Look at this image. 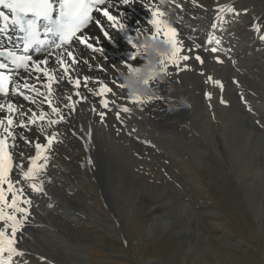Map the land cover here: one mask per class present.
<instances>
[{
	"label": "bare ground",
	"instance_id": "bare-ground-1",
	"mask_svg": "<svg viewBox=\"0 0 264 264\" xmlns=\"http://www.w3.org/2000/svg\"><path fill=\"white\" fill-rule=\"evenodd\" d=\"M238 1L215 0L213 6L207 8L203 4L205 1L202 0H196L195 5L193 4V0H130L128 4H122L120 0H111L112 7L109 11L117 16L120 23L125 25V29L120 31L118 28H111V22L99 12L98 17L94 20L95 22L80 35H87L90 38L89 42L101 48L102 52L95 53L85 45L73 42L70 50L81 61H87V64L80 62L73 66L77 69V72H72L70 69L71 76L81 79V87L76 89L66 82H60L54 85L53 87L56 89V99L53 102L54 106L58 105L60 107L66 119L63 123L52 126H48L45 120L37 121V124L43 126L46 132L57 134L56 141L50 149L51 151L46 153L49 157L46 169L40 173L37 181L43 184L44 191L39 193L33 192L28 187V184L21 180L19 175L12 173L14 180H21V183L17 187H24L25 195L32 200L30 215L22 229V236L18 244V247L25 251V256L15 257L16 264H23L24 261H27L28 264H88L86 257L79 255L75 248L71 246L70 239L62 231L63 226L59 224L61 212H66V216L69 217L72 214H78L85 218L84 214L76 210L70 200L66 198V190L55 181V176L57 177V173L65 165L64 163L62 165L61 158L60 160L56 158L57 155H60V152L54 149V146L57 147L62 140L67 141L68 145L72 144L74 146L73 148L75 149L73 152H81L82 150L83 153L80 159H82L81 166L85 172L84 176L89 179L91 178L97 184L100 188L102 198L104 200L106 199L108 204L112 200V196L110 194L109 183L111 177L106 175L107 168L113 167V162L115 161L117 163V161L119 162L121 160L122 162L125 160V156L122 160V156L117 154L116 151L118 143H121L119 139H124L129 144H136V140H147L145 134L147 135L152 131L153 134H150L156 139L166 136L173 143L182 142L180 137L177 136V131L180 125L188 124L193 129H203L204 135L208 139L212 138L213 142L216 141L215 134L219 131L222 138H224L223 140L228 141L229 146L235 149L232 156L234 161L236 157L242 155L243 160H253L254 158L250 156L249 152L253 153L258 149L264 152V116L252 104V96L257 100L262 99L263 96L258 92L260 87L255 85L254 87L258 89H252L250 85L252 83L249 84L248 80L250 75L259 77L264 74V47H257L259 41H254L252 37H249L252 26L250 27L249 25V28H247L245 26L246 23L240 24L237 22L231 23V26L223 25L222 22L224 20L232 18L227 15L228 13L223 14V21L215 19L219 6H235ZM146 4L157 5L166 12L164 19L177 29L179 34L178 38L183 40L185 50L193 47L195 42L209 48L218 47L222 51L213 54L199 49L188 53L193 58L189 61L181 62V64L189 65L190 70L177 72L174 67L170 66L169 71L172 72V75H167L164 81L157 80L154 84L150 82V86L158 88L159 95L157 97L161 99L154 98L152 102L140 106L129 102L130 98L127 96L126 91L119 89L112 82L116 81L117 84L120 83L117 72L119 67H125L127 64L138 67L144 63V58L141 56H137L135 60L131 59V53L135 49L132 48L128 38H133V43L139 45L140 41L137 39L138 31L140 35L144 32L145 28L150 30L148 32L149 35L151 31H154L148 24L151 19V12L145 7ZM102 7H106V5ZM209 12L211 13L209 14ZM210 15L211 17L209 18ZM259 19L260 16L256 17L254 22ZM96 21H99V24ZM213 23H217L219 27L213 29L211 27ZM260 23L262 22L260 21ZM101 27L109 32L110 38L104 37ZM209 33L217 39H220L221 44L215 45L213 42L211 45H208L207 39ZM189 37L192 39H189ZM157 39L165 40L163 35L157 36ZM48 51L56 53L59 50L51 48L36 57V59H43ZM197 53L204 59L205 63L203 65L195 61L194 55ZM217 55L223 60V63H217L214 58ZM52 60H54V56L50 60V66ZM100 68L102 70H98ZM20 74L26 79L29 78L24 71ZM208 76H211L213 80H220L224 85L223 91L218 86L206 82ZM84 77L90 78L88 87L93 88L94 91L99 88V84L93 83L92 81L101 79L108 83L110 87H113L116 95L113 96L109 93L107 94V99L110 102L114 100L115 104L110 103L112 111L108 112L105 117L111 120V129L104 126L97 112L92 110L93 107L100 108L98 102L101 97L94 96L87 91L83 86ZM16 79L19 80L20 77L18 76ZM34 80L35 78L31 83ZM37 84L41 85V92L46 91L42 83L36 81ZM263 89L260 91L264 92ZM77 91L83 93L87 99L85 100L77 96ZM206 93H211V100L206 98ZM242 95L243 99H241ZM69 96H71V99H68ZM221 97L226 101L225 104L219 102ZM181 98L187 104H190V107L183 106L180 103ZM10 99L13 103H17L23 97L11 96ZM41 99L43 97L37 98L36 105L27 101H24L22 105L25 110L32 108L33 111L38 112L40 109H38L37 105ZM58 101L61 105H59ZM76 101H79V103H75ZM0 102H4V97L0 98ZM73 103H75V111H71L67 107V105ZM116 104L127 106L130 109L129 113H120V120L116 119ZM173 106L178 110L170 111L169 109ZM249 107L252 109L251 112L248 110ZM42 110L51 113V108L47 104L42 106ZM229 111L232 112L229 114ZM132 113L136 114L138 118L133 117ZM51 118L57 119L54 114L51 115ZM46 119L48 120V117ZM237 125H239L238 128H236ZM32 127L35 129V133L28 130ZM233 128H236L237 131L230 132ZM28 129H18V131L24 132L29 140L33 141V144L41 141L42 143L46 142L44 139L47 134L44 131L45 138H43L37 125H30ZM113 129H118V133L121 135L114 134ZM25 130H27V133H25ZM87 133H91L90 139L87 137ZM238 134L239 136H237ZM127 135L128 138L129 135L132 136L134 142L130 140L131 138L128 139ZM69 139H75L77 141V147L73 144V140L71 141ZM16 144L17 162L14 160V165L16 163H23L26 170L28 167L27 160L22 159L19 154L32 151L29 153V156H33L34 149L33 147L29 148L24 141L19 139V136H17ZM68 145L66 147H69ZM64 146V144L60 146V149L66 152L67 148ZM216 146L217 148L219 147V145ZM123 148L128 150L129 146H124L120 149ZM108 149L115 150L110 153ZM18 151H20L19 154ZM89 160H91V163L88 162ZM17 171L15 169V172ZM49 171H51L50 174L48 173ZM246 171L245 167L240 168L239 175H242ZM253 172L258 174L255 179L258 181L254 183L253 180L247 179L245 186L249 190L250 201L254 206L253 212L260 215L263 213L264 203V170L255 167ZM59 177L64 176L60 174ZM69 182H71L67 185L69 189L70 186L77 185V183L71 180ZM59 202L64 203L66 210L61 209V211H56L57 206L61 205ZM180 205L182 214L189 215L188 204L180 202ZM167 224L164 219L160 218L154 220L153 228L159 230ZM190 230L191 228L186 226L185 234L189 235ZM18 235L20 234L18 233ZM33 257L36 258L35 261H33ZM41 257H44L45 260H41ZM61 257L67 260H63L60 263Z\"/></svg>",
	"mask_w": 264,
	"mask_h": 264
},
{
	"label": "rangeland",
	"instance_id": "rangeland-1",
	"mask_svg": "<svg viewBox=\"0 0 264 264\" xmlns=\"http://www.w3.org/2000/svg\"><path fill=\"white\" fill-rule=\"evenodd\" d=\"M202 1L205 7L211 8L215 0ZM234 7L235 11L246 10L242 21L236 22L246 23L247 28L253 26L258 16L262 15L264 21V0H239ZM259 46L262 45L259 43ZM263 76L250 75L252 89L264 88ZM34 78H28V82ZM36 87L40 89L41 85ZM260 90L263 98L257 100L252 96V104L264 116V92ZM25 92L35 96L34 92ZM110 122L107 118L103 125L111 129ZM236 128L230 132L237 131ZM18 129L14 131L20 133ZM31 129L28 130L35 133V129ZM113 131L119 134L118 129ZM150 133L153 134L152 131L145 134L147 140H136V144L119 139L121 143L116 151L122 160L125 156V160L115 161L113 167L107 168L106 175L111 177L109 204L102 198L97 184L84 176L82 150L73 152L74 146L65 140L54 146L60 152L56 158H61L62 165L65 164L55 181L66 190V198L74 208L85 216L72 214L69 217L66 212L60 213L59 224L77 253L84 255L88 264H264V203L263 213L255 214L245 186L247 179L258 181L255 180L258 174L253 170L255 167L264 170V152L258 149L249 152L253 160H243L242 155L234 161L235 149L223 140L219 131L213 142L204 135L203 129H193L188 124L180 125L177 131L182 142L173 143L166 136L156 139ZM41 135L45 138V134ZM129 138L134 142L132 136ZM69 140L76 145L75 139ZM63 144L69 146L66 152L60 149ZM27 146L34 149L32 145ZM124 146L130 149H120ZM10 150L14 151L17 162V150ZM113 150L108 149V152ZM33 151L35 153V149ZM29 153L25 152L24 156L28 157ZM244 167L247 171L239 175V169ZM60 174L64 177H59ZM69 180L77 185L69 189ZM179 201L188 204L189 215L182 214ZM59 203L56 211L65 209L64 203ZM160 218L168 224L156 230L154 220ZM186 226L191 228L190 237L185 234ZM63 260L67 259L61 257L60 263Z\"/></svg>",
	"mask_w": 264,
	"mask_h": 264
},
{
	"label": "snow or ice",
	"instance_id": "snow-or-ice-1",
	"mask_svg": "<svg viewBox=\"0 0 264 264\" xmlns=\"http://www.w3.org/2000/svg\"><path fill=\"white\" fill-rule=\"evenodd\" d=\"M130 0H120L122 4H128ZM193 4H196V0H193ZM106 5V7H99ZM0 7L8 10V13L0 11V32L6 33L10 27L17 29L20 33H23L19 37L21 43L13 45L11 49L5 48L0 51V57H3L5 62H0V95L4 97V102H0V264H16L15 257H24L25 251L18 247L22 236V229L28 220L30 215V208L32 200L25 195L24 187H17L21 183V180L28 184L33 192H43V184L38 183V177L42 171L46 169L49 157L46 155L48 150L51 149L53 143L56 141L57 134L52 133L46 136L47 143L35 142L29 140L24 132L16 133L15 128L28 129L30 125H37L38 130L43 133L44 127L37 124V121H44L48 117L47 124L52 126L60 123L66 119L58 105L54 106V99H56V89L54 85L60 82H66L72 85L74 88L79 89L81 87V79L75 78L70 75V69L72 72H77V69L73 66L82 62L87 64V61H81L78 56H75L70 48L73 45V41L79 44L85 45L88 49L95 53H101L102 49L94 46L89 42L87 35H80L83 29L87 28L90 22L93 21V11L102 13L104 17L111 22L110 27L113 29L118 28L120 31L125 29V25L120 23L117 16L112 14L109 9L112 7L111 0H0ZM151 12V19L148 24L151 26L150 35L153 38H157L159 35H163L165 41L171 46V53L161 59L160 64L162 71L167 75H172L169 71V67H174L177 72L190 70V66L187 64H181V62L189 61L193 57L188 53H192L195 50L203 49L205 52H211L213 54L222 51L218 47L202 46L199 43H195L193 47L185 50L183 40L178 38V31L175 27L171 26L168 21L164 19L166 12L160 7L154 4H146ZM218 21L224 20V13H236L232 5H221L217 9ZM99 24V21H96ZM213 29L218 28L217 23L211 25ZM253 30L259 34V39L264 40V26L259 23L253 24ZM41 31L45 38L53 37L50 47L59 50L56 53L48 51L47 55L43 59H34L30 52L35 46V52L40 53L44 51L42 46L45 40L40 39ZM101 31L105 38H110V34L103 27ZM144 31L149 32L148 28ZM140 33L138 31L137 39H139ZM96 39V38H92ZM129 43L132 48L135 49L131 53V59L135 60L137 56L144 58V53L141 51L143 47L141 44L137 45L133 43V38L129 37ZM189 39H192L189 37ZM58 41V42H57ZM220 45L221 40L217 39L214 35L209 33L207 44ZM22 45V47H21ZM19 49V52L17 51ZM66 54V55H65ZM226 54V53H225ZM54 56V60H50ZM217 63H223V60L217 55L214 57ZM195 61L203 65L205 63L202 56L197 53L194 55ZM70 61V62H69ZM235 63V61H233ZM10 65L12 66L10 68ZM129 71H139V66L134 67L131 64L125 65ZM18 69H23L24 73L29 78L35 76V80L32 83L28 82L24 76H21ZM62 69V71H61ZM102 70V68L98 69ZM203 75V73H201ZM20 77L19 80L16 77ZM89 77L83 78V86L89 93L94 96L101 97L99 100L100 108L93 107V111L97 112L101 122H105V117L108 112L112 111L111 104H115V101H109L107 94L111 93L113 96L116 93L113 87H110L108 83L102 79L98 81H92L98 83L99 88L93 90L88 87ZM36 81L42 83L46 91L41 92L36 87ZM156 83L157 79L154 77L151 81L146 83ZM206 82L218 86L223 91L224 85L220 80H213L211 76L207 77ZM119 89H123L122 83L112 82ZM27 92H34L35 96L26 94ZM77 96L82 99H87L83 93L77 91ZM11 96H20L24 100L30 101L32 104H37V98L43 97L37 105L38 112L33 111L32 108L24 109L22 104L13 103L10 99ZM206 98L211 100V93H206ZM71 99V96L68 97ZM154 98H141L130 99L129 102L143 106L153 101ZM155 99H161L156 97ZM243 99V95L241 96ZM221 104H225L226 101L221 97ZM75 103H79L76 101ZM75 103L67 105L71 111H75ZM47 104L51 108V113H47L42 110V106ZM117 108L116 119L120 120V113H129L130 109L127 106L119 104L115 105ZM104 109V110H100ZM250 112L252 109L249 107ZM55 115L57 119H52L51 115ZM14 116L16 117L14 119ZM27 117V119H25ZM83 131V130H82ZM135 131V129H133ZM24 141L27 145L34 146L35 155L25 157L24 153L19 155L28 161V167L25 170L23 163H16L14 165V154L10 149L17 147L16 140ZM87 137L90 139L91 133H87ZM11 141V142H10ZM91 163V160L88 161ZM15 169L18 171L16 175L21 177V180H14L12 173ZM18 233L20 235H18ZM45 260L44 257L40 258ZM23 264H28L24 261Z\"/></svg>",
	"mask_w": 264,
	"mask_h": 264
},
{
	"label": "clouds",
	"instance_id": "clouds-1",
	"mask_svg": "<svg viewBox=\"0 0 264 264\" xmlns=\"http://www.w3.org/2000/svg\"><path fill=\"white\" fill-rule=\"evenodd\" d=\"M139 41L143 46L141 51L144 53V63L139 66V71H129L127 67H119L117 69L119 80L130 99L156 98L159 95L158 88L150 86L146 81H151L154 77L159 81L166 79L167 74L162 71L160 61L167 57L172 49L167 41L153 38L147 31L140 35ZM180 103L190 107L183 98ZM169 110L178 109L173 106Z\"/></svg>",
	"mask_w": 264,
	"mask_h": 264
}]
</instances>
